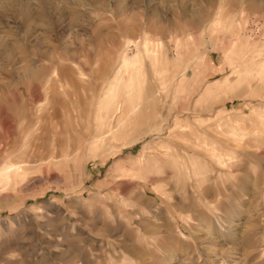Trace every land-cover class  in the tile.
Instances as JSON below:
<instances>
[{
  "label": "rangeland",
  "instance_id": "rangeland-1",
  "mask_svg": "<svg viewBox=\"0 0 264 264\" xmlns=\"http://www.w3.org/2000/svg\"><path fill=\"white\" fill-rule=\"evenodd\" d=\"M0 264H264V0H0Z\"/></svg>",
  "mask_w": 264,
  "mask_h": 264
}]
</instances>
